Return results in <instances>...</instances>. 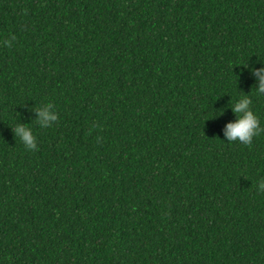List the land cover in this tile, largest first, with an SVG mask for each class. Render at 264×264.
I'll return each instance as SVG.
<instances>
[{"label": "trees", "instance_id": "16d2710c", "mask_svg": "<svg viewBox=\"0 0 264 264\" xmlns=\"http://www.w3.org/2000/svg\"><path fill=\"white\" fill-rule=\"evenodd\" d=\"M262 61L264 0H0V264H264Z\"/></svg>", "mask_w": 264, "mask_h": 264}, {"label": "clouds", "instance_id": "9594fccd", "mask_svg": "<svg viewBox=\"0 0 264 264\" xmlns=\"http://www.w3.org/2000/svg\"><path fill=\"white\" fill-rule=\"evenodd\" d=\"M11 39H15L12 37ZM9 40H5V45L9 44ZM248 67L255 78V94L257 96L264 95V61L258 68L250 67L249 64H239ZM251 105V98L247 93L242 94L230 106L235 118L226 122L223 128V141L239 142L243 145H250L253 137L258 136L264 128L260 126L259 119L254 113ZM219 114H222L224 109L220 108ZM35 117L33 120L41 127L52 125L58 118L57 112L51 102H45L38 107H35ZM217 114V115H219ZM14 137L18 139L26 149L35 150L37 147L36 138L31 127L27 123H17L12 128ZM256 191L264 193V178L259 179L256 184Z\"/></svg>", "mask_w": 264, "mask_h": 264}]
</instances>
